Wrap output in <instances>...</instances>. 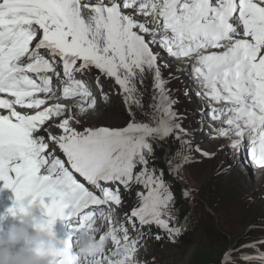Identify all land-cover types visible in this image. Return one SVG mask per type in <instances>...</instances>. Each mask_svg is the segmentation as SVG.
<instances>
[{"label":"snow or ice","instance_id":"snow-or-ice-1","mask_svg":"<svg viewBox=\"0 0 264 264\" xmlns=\"http://www.w3.org/2000/svg\"><path fill=\"white\" fill-rule=\"evenodd\" d=\"M158 49L189 62L203 105L196 129L183 126ZM147 73L153 95L146 107L138 85L147 91ZM93 74L105 103L102 78L119 86L126 126L77 127L97 105ZM0 110V182L15 196L8 212L23 215L17 205L30 198L50 218L42 230L52 232L57 218L72 220L75 232L99 241L76 254L64 241L58 264H149L141 249L164 238L153 227L171 243L188 230V217L176 220L172 188L201 162L197 156L214 157L194 145L197 131L226 139L242 167L247 141L252 164L264 168V0H0ZM169 139L179 149L166 173L154 166V143ZM134 185L142 189L138 203L120 217L121 186ZM262 246L264 238L231 247L221 264H264Z\"/></svg>","mask_w":264,"mask_h":264},{"label":"rangeland","instance_id":"rangeland-1","mask_svg":"<svg viewBox=\"0 0 264 264\" xmlns=\"http://www.w3.org/2000/svg\"><path fill=\"white\" fill-rule=\"evenodd\" d=\"M172 63L181 66L186 62ZM174 74L180 79L184 78L182 72H174ZM163 77L179 87L183 84L182 82L177 83L176 78L170 77V74L165 73ZM90 83L93 89L95 81L92 78H90ZM181 96L187 98V102L192 100V97L189 94L185 95L184 91ZM101 100V96L97 95L96 108L82 116L77 125L78 128L85 125L117 127L123 124L124 120L117 99L110 98L109 106H107L108 103L101 102ZM195 100V104L200 106L198 108L200 110L202 102L199 98ZM186 104L181 101L180 106L184 108ZM186 109H177L176 111L185 115ZM187 120H184L183 123L190 124L191 122L189 126L195 125V122H192L193 119ZM199 137L201 140H198L202 142L199 146L206 151L213 152L214 157L204 159L197 156L201 162L193 163L184 170L185 182L197 191V199L195 204L190 205V211L193 209L197 211L198 222L194 225L193 231L183 237L180 243L175 246L152 245L147 247L146 251L158 259L157 264H204L206 262L217 264L227 249L237 247L250 240V232L253 231L254 237L262 236L264 233V230L260 228L248 230L252 225L264 226V168H254L252 163L243 156L242 161L248 162L246 167H241L235 160H229L227 153H222L217 158L216 150L218 149L220 152L229 148L228 141L220 139L223 147L218 148L206 130ZM194 145L197 144L194 143ZM221 164L231 165L229 168L233 167L234 170L226 172ZM250 209L255 211L256 218L249 213ZM81 234L76 238L79 239ZM221 258L218 264H221ZM237 264H242V262L237 260Z\"/></svg>","mask_w":264,"mask_h":264},{"label":"clouds","instance_id":"clouds-1","mask_svg":"<svg viewBox=\"0 0 264 264\" xmlns=\"http://www.w3.org/2000/svg\"><path fill=\"white\" fill-rule=\"evenodd\" d=\"M159 50V49H158ZM160 51V56L163 58L160 59L161 65L164 63H168L170 67L168 68H163L162 67V74L164 75L165 73L170 74L177 72V65L173 64L172 62H181V61H176L173 58L169 57L166 52L163 50ZM185 65H181V68L184 69L182 74L184 75L183 79L178 78L175 75V78L177 80V83L182 82V87L184 92H188L189 96L192 97L191 103L192 106L191 108H187L184 113H186L184 116L187 118L193 119L192 122H195V125L189 126L191 124H184V127L186 128H198L199 125L197 124L196 118H199L198 116V108L200 107L199 105L196 106V98H198L195 95V92L197 91V86L195 84V81L191 78L189 74V62L185 61ZM147 80L149 81V77H151L150 73H147ZM102 83L104 87H107L108 90L104 91L109 94V99L112 97H115L117 101L119 102L120 106L122 107L124 113L126 116H128L125 104L123 102V97L122 95H119V86L114 83H112V80L102 78ZM152 80V78H151ZM140 93L143 94V87H140L138 85ZM94 94L100 95L99 91L96 89L95 85L93 88ZM144 95V94H143ZM103 102V100H101ZM70 102L69 104H71ZM111 103H108L107 106H109ZM118 104V103H117ZM177 105H181V101ZM112 106H114V103H112ZM203 106V105H202ZM185 109V108H182ZM191 109V110H190ZM133 110L137 112V120L141 121L140 119H143L145 122H147V117L143 116L140 114V110L136 109L133 107ZM179 110V109H178ZM190 111L189 113H187ZM129 117V116H128ZM82 116L80 117V119ZM129 120V119H128ZM127 120V121H128ZM187 120V119H186ZM187 120V121H189ZM197 124V126H196ZM126 126V125H125ZM196 126V127H195ZM94 127H101V126H94ZM104 127H109V126H104ZM124 127L123 124L121 126L117 127H109V128H121ZM207 129V128H206ZM207 132L209 134V130L207 129ZM202 132H196L195 136L196 138L200 139L199 137ZM211 137V136H210ZM212 139V138H211ZM215 141V144L217 145L218 148H222V144L220 142V139H213ZM159 142H164V141H157ZM155 142V143H157ZM167 143H171L172 141L168 140L166 141ZM164 142V143H166ZM202 143V142H201ZM177 151V146L175 142H172L171 145L167 146L164 145L163 148V153L161 156V163L166 166V162L168 158L175 152ZM228 154L229 155V160H235L237 161V158L235 154L232 152L230 148H225L223 151H220L217 149L215 152V155H217V158L221 156L220 154ZM224 158V157H223ZM241 160H243L242 154H241ZM221 167H224V171L230 172V170H234V168H229V166H225L221 164ZM242 167V166H241ZM259 169L258 166H256ZM223 172V171H222ZM221 172V173H222ZM220 173V174H221ZM185 177V176H184ZM186 179V177H185ZM179 185V190L182 192L183 189H187L188 187L192 188L190 184L184 182V183H178ZM193 189V188H192ZM138 190H142L140 186L134 185L131 191H124L123 187L121 186V194L122 198L124 201L123 207L118 210L117 215L122 217L123 213L129 212L130 209L136 205L137 203V198H136V192ZM191 198L197 199V191L194 190L191 192ZM263 198V195H262ZM17 207H22L25 210V213L23 215H20L19 217V226H14L9 229V232L7 234L6 238H0V264H58V259L60 256V253L65 251V246L61 242L60 239H58L55 234L52 232H49L47 230H42L41 225L45 224V213L42 211V209L38 206L33 205L32 201L30 198H25L22 201L19 202ZM152 232L154 234L158 233L164 238L160 241H156L154 237L152 239L147 240V245L146 249L148 246H156V245H172L175 246L180 243L183 237L186 235L183 234L182 236L179 237L177 243H171L167 239V237L164 235V233L160 232V230L156 229L155 227L152 228ZM263 238V237H262ZM260 239V238H258ZM254 241V240H253ZM251 242L250 240L245 242L248 243ZM98 239L94 237L90 233H82L79 240H77L76 245L73 246V248H77L78 251L82 252H87L90 249H93L98 246ZM263 251V249H261ZM223 256V255H222ZM139 258L141 260L149 261V264H157L158 259L153 256L152 254L148 253L144 249H141ZM222 259V258H221Z\"/></svg>","mask_w":264,"mask_h":264},{"label":"trees","instance_id":"trees-1","mask_svg":"<svg viewBox=\"0 0 264 264\" xmlns=\"http://www.w3.org/2000/svg\"><path fill=\"white\" fill-rule=\"evenodd\" d=\"M94 75L95 74H93V78H92L93 80H94ZM147 78L148 77L146 75L145 86L147 88V91H145V89L143 90V94H144L143 95V102H144V104H145L146 107H147V105L149 103L152 102L151 97L153 95L151 77H149V81L147 80ZM167 81H168V83H167L166 87L170 90V95L172 96V98L173 99H176L178 101H184L185 103H187L184 108H191V106H192L191 100H190V102H187V98L181 96V94L183 93V87H182V85H180V87H179L177 84H172L171 82H169V79H167ZM104 89L106 91L108 90L107 87H104ZM120 109H121L122 119L124 120L123 126H125L128 123L127 120L129 119V117L125 115V113H124V111H123V109H122L121 106H120ZM175 109L176 110L177 109H182V107L179 106V105H175ZM189 112L190 111H188L187 113H189ZM184 124L185 123H183V126H184ZM85 127H92V126L85 125ZM169 140L172 141L171 139H169ZM164 142H166V141H164ZM164 142L163 143L162 142L154 143L155 157H156V161H155V165L154 166L157 167V168H163V169H165V172L167 173V168H166L165 165H163V163H161V160L160 159H161V156H162V153H163L164 145L169 146V145H171V143L173 141L170 144L167 143V142L166 143H164ZM194 143L197 144V145H201L202 144L201 141L198 140V138H196V136L194 137ZM150 166H152V165L150 164ZM166 179H170V177H168L166 175ZM172 191H173L174 196L176 198L175 207L177 209H179V213L176 216V220L182 223L184 221L185 217H188L189 218L188 230L184 233L185 235H187V234H189V233H191L193 231L194 225L198 222L197 211L195 209H193L192 211H190V205L195 204L196 199H193V198L185 199V198H183L182 192H180L179 185H178L177 182H173ZM249 213L252 214L254 218H256V216H254L255 215V211L253 209H250V212ZM263 227L264 226H262V227H256V228H260L261 230H264ZM250 235H251V236H249V238H251L250 241L258 240V238L264 237V233H263L262 236L259 235V236H255L254 237L253 236V231L250 232ZM256 237H258V238H256ZM261 249H263V251H264V246H262ZM220 258H219V260H220ZM219 260H218V262H219ZM218 262H217V264H218ZM210 263L211 262H206L204 264H210Z\"/></svg>","mask_w":264,"mask_h":264},{"label":"bare ground","instance_id":"bare-ground-1","mask_svg":"<svg viewBox=\"0 0 264 264\" xmlns=\"http://www.w3.org/2000/svg\"><path fill=\"white\" fill-rule=\"evenodd\" d=\"M255 168V167H254ZM259 169V168H258Z\"/></svg>","mask_w":264,"mask_h":264}]
</instances>
